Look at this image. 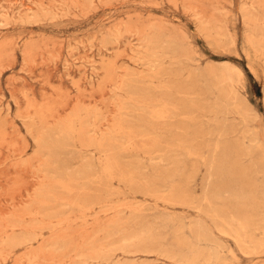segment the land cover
Returning a JSON list of instances; mask_svg holds the SVG:
<instances>
[{
  "label": "rangeland",
  "instance_id": "rangeland-1",
  "mask_svg": "<svg viewBox=\"0 0 264 264\" xmlns=\"http://www.w3.org/2000/svg\"><path fill=\"white\" fill-rule=\"evenodd\" d=\"M255 159L264 0H0V264H264L213 218Z\"/></svg>",
  "mask_w": 264,
  "mask_h": 264
},
{
  "label": "bare ground",
  "instance_id": "bare-ground-1",
  "mask_svg": "<svg viewBox=\"0 0 264 264\" xmlns=\"http://www.w3.org/2000/svg\"><path fill=\"white\" fill-rule=\"evenodd\" d=\"M155 66V65H153ZM188 97V96H187ZM231 97V96H230ZM237 99V97H236ZM236 102V101H235ZM221 108V106H220ZM235 110V108H234ZM242 112V111H241ZM225 113V112H224ZM240 115V114H238ZM242 117V116H241ZM246 117V116H245ZM226 126V125H225ZM227 128V127H225ZM224 128L223 131H227L226 129ZM241 128V127H240ZM239 128V129H240ZM249 128V127H248ZM232 129V128H231ZM242 130V129H241ZM253 132V131H252ZM224 133V132H223ZM230 133V132H229ZM228 133V134H229ZM239 133V132H238ZM246 133V131H245ZM249 133V132H248ZM251 135V134H250ZM226 136V134H225ZM237 136V135H236ZM249 137V135H247ZM253 136V135H252ZM250 138V137H249ZM248 138V139H249ZM220 139V138H219ZM245 139V137H244ZM252 139H255L257 140V138H252ZM250 139V140H252ZM244 142V141H243ZM249 142V141H248ZM251 142V141H250ZM249 142V143H250ZM259 142V141H258ZM253 143V141H252ZM251 143V144H252ZM260 145H261V142H259ZM216 145V144H215ZM237 145V143H236ZM245 145V142L244 144ZM260 145L258 144H252V146L248 147L245 151H246V155H249V156H253L255 151L257 150H260L259 147H261ZM244 148V147H243ZM218 149V148H217ZM262 147H261V150L260 152H263L262 151ZM236 151V150H235ZM242 151V150H241ZM221 152V151H220ZM223 152V151H222ZM259 152V151H257ZM126 153V152H124ZM216 153V152H215ZM127 154V153H126ZM258 154V153H257ZM243 155V154H242ZM256 155V153H255ZM238 157V156H237ZM246 157V156H244ZM128 158V157H127ZM250 158V157H249ZM254 158V157H253ZM230 159V158H229ZM238 160V159H237ZM256 160V159H255ZM232 161V160H231ZM226 160H225V156L224 154L218 156V158H214L211 162H210V177L212 178V176H215V175H219L222 178H224V176L226 175L225 172L227 169L226 168ZM228 163V162H227ZM231 163V162H230ZM234 164V163H233ZM141 165V164H140ZM238 164H236L237 166ZM144 166V165H143ZM141 166V167H143ZM240 166V165H239ZM230 167V166H229ZM200 170V169H199ZM231 172V170H230ZM255 175V174H261L263 176V183L260 187L256 188L252 183L248 182V181H244L242 184H240V186L236 189V191L234 190H227V193L230 194L229 197L231 198V203L233 204V207H234V210H236V213L237 211H241L243 212V210H245L243 212V214L245 213L246 214V210L248 211H251V214L250 216H245L244 214V217H240L239 221L237 219V222H239V230H234V227L233 224L230 222V221H227L225 218H224V215H223V212L221 211H215L213 212L214 213V219L215 217L216 218H220V219H216V221H219L218 223V228L219 230L223 233V234H226V235H232L234 236L236 239V241L238 242L239 244V241H241L242 243L245 242L247 240H249V243L253 244V246L255 245H259L256 243V239L254 240V236L251 235V232L253 233V230L254 227L258 224H255L256 220H255V217H259V218H262L261 221H260V225L262 226V229L264 230V160L263 159H260V160H256V161H252V164L248 166L247 170L244 172V175L246 176L247 179H249L250 177V181L252 176ZM235 176V175H234ZM256 177V176H255ZM191 178V177H190ZM215 178V177H214ZM219 178V177H218ZM227 178V177H226ZM245 178V177H244ZM213 179V178H212ZM217 179V178H216ZM235 179V178H234ZM237 179V178H236ZM253 179V178H252ZM211 180V179H210ZM224 180H226L224 178ZM229 180V179H228ZM243 180V179H242ZM227 181V180H226ZM230 181V180H229ZM237 181V180H236ZM241 182V180H239ZM224 182V181H223ZM221 183V182H220ZM237 183V182H236ZM236 185V184H235ZM222 190V189H221ZM224 194V193H223ZM213 195V194H212ZM215 196L219 199H223V195L219 192H217V194H215ZM211 198H213L212 196H210ZM216 198V199H217ZM214 199V198H213ZM218 199V200H219ZM226 199L228 198H225V200H223L224 202L227 201ZM208 200V199H207ZM221 201V200H220ZM228 201H230V199H228ZM223 202V203H224ZM205 203V202H204ZM226 203V202H225ZM224 203V204H225ZM209 204V203H208ZM227 204V203H226ZM203 205V204H202ZM211 206V205H210ZM227 206V205H226ZM203 208V207H202ZM212 209V207L210 208ZM201 211V210H200ZM241 215V214H240ZM212 217V216H211ZM233 217V216H232ZM172 218V217H171ZM234 218V217H233ZM232 219V218H231ZM215 221V222H216ZM233 221V220H232ZM180 222V221H179ZM258 223V222H256ZM154 225V224H153ZM200 227V226H199ZM182 228V227H181ZM200 229V228H199ZM253 230V231H252ZM259 231V230H258ZM176 233V232H175ZM255 233V232H254ZM196 235V234H195ZM183 236V235H182ZM177 237V236H176ZM180 238V237H179ZM188 238V237H187ZM191 239V238H190ZM215 239V238H214ZM214 239H213V236L211 233H208V232H201L199 233L198 235V245L199 243L201 242H214ZM185 240H188V239H185ZM261 240V239H260ZM264 241V240H263ZM188 242V241H187ZM180 245L182 246H185L189 249V252H190V256H182L180 258V261L184 264H200V262L202 261H211V260H218L219 259V256L216 255V253L213 252V254L211 253L212 257H209L207 254L209 253H205V251L199 249L196 244L193 245H187L185 244L183 241L179 240L178 242ZM190 243V242H189ZM188 243V244H189ZM241 243V244H242ZM244 243V244H245ZM261 244V242H259ZM155 245V244H154ZM225 246H227L225 244ZM248 246V245H247ZM264 247V246H263ZM262 249V248H261ZM257 250V249H256ZM233 251V250H232ZM252 251V250H251ZM246 252V251H245ZM253 252V251H252ZM176 253V252H175ZM250 253V252H249ZM172 254V253H171ZM210 255V253H209ZM177 256V255H176ZM228 258V257H227ZM221 259V258H220ZM226 259V258H225ZM237 261V260H236ZM220 262V261H219ZM229 263V262H227ZM224 264V263H223Z\"/></svg>",
  "mask_w": 264,
  "mask_h": 264
}]
</instances>
